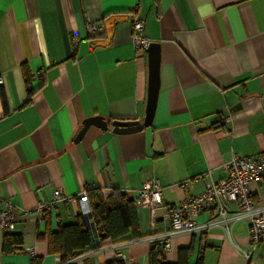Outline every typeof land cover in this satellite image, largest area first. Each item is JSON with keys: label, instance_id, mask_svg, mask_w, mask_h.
Masks as SVG:
<instances>
[{"label": "crops", "instance_id": "crops-1", "mask_svg": "<svg viewBox=\"0 0 264 264\" xmlns=\"http://www.w3.org/2000/svg\"><path fill=\"white\" fill-rule=\"evenodd\" d=\"M133 18L159 44V92L152 124L118 133L113 121H143L147 108L148 53L134 46ZM89 22L104 32L90 34ZM23 65L35 77L29 101ZM0 80V212L9 201L15 218L14 229H0V264H61L48 232L79 214L96 232L78 198L90 189L133 198L141 238L102 241L73 261L149 264L154 237L171 230L165 207L153 214L138 202L151 178L165 205H179L222 179L233 153H264V0H0ZM91 117L109 124L90 125L76 140ZM57 189L72 197L40 212ZM251 189L264 205V177ZM210 218L204 209L195 219ZM249 229L240 218L229 231L172 236L165 258L175 264L189 247V264H264V241L243 253ZM9 235L22 242L7 253Z\"/></svg>", "mask_w": 264, "mask_h": 264}, {"label": "built area", "instance_id": "built-area-1", "mask_svg": "<svg viewBox=\"0 0 264 264\" xmlns=\"http://www.w3.org/2000/svg\"><path fill=\"white\" fill-rule=\"evenodd\" d=\"M132 40L136 50H146L152 40L143 34L145 21L137 18L132 19ZM90 34L103 33L104 28L96 22H89L87 25ZM1 83V80H0ZM230 120V116L223 118L224 122ZM226 175L219 181L207 183L206 189L179 205H165L163 188L157 178H151L139 194V204L148 207L154 214L159 207H165L171 220V230L156 236L161 238L159 244L165 249L169 238L179 234H192L204 232L210 227L220 226L229 231L233 222L240 218L250 221V247L243 253L250 257L254 250L264 241V205H261L255 192L252 191V184H260L264 177V153L250 156H241L233 153L231 158L222 165ZM189 181L181 183V187ZM72 196H67L60 189L54 191V198L50 202L40 203V212L66 201ZM79 201L84 213L91 212L87 191L79 194ZM237 203V210H230L228 203ZM204 209L212 210V218L205 222H197L196 216ZM15 227L13 205L7 201L6 207L0 212V229L10 231ZM76 259H72V261Z\"/></svg>", "mask_w": 264, "mask_h": 264}, {"label": "trees", "instance_id": "trees-1", "mask_svg": "<svg viewBox=\"0 0 264 264\" xmlns=\"http://www.w3.org/2000/svg\"><path fill=\"white\" fill-rule=\"evenodd\" d=\"M23 73L28 85V101L35 92L31 83L34 74L23 65ZM41 86V85H40ZM40 86L36 89H39ZM88 198L92 202L90 215L95 220L96 232L89 229L84 214H79L75 222L70 224H59L56 231L48 232L49 250L59 253L61 264H77L72 261L74 257L85 252L102 247V241L110 240L112 244L141 238L136 202L126 192L114 190L113 193L104 198L99 190H88ZM89 199V200H90ZM89 215V214H88ZM131 233L130 237L127 236ZM13 238V240H10ZM22 242L20 235L7 236L4 239L3 251L13 252L12 243ZM191 248H180L178 251V262L175 264H189ZM109 264H126L118 259ZM149 264H173L165 258V249L159 244H153L149 254ZM195 264H203L199 258Z\"/></svg>", "mask_w": 264, "mask_h": 264}, {"label": "water", "instance_id": "water-1", "mask_svg": "<svg viewBox=\"0 0 264 264\" xmlns=\"http://www.w3.org/2000/svg\"><path fill=\"white\" fill-rule=\"evenodd\" d=\"M148 53L149 80H148V97L146 115L143 121H121L115 120L112 122L113 129L118 133H128L142 130L145 126L152 124L153 116L156 109L157 97L159 92V71H160V54L159 44L152 42L146 49ZM98 125L107 127L109 124L105 119L100 117H91L85 120L84 126L77 135L76 140H79L86 132L90 125Z\"/></svg>", "mask_w": 264, "mask_h": 264}]
</instances>
